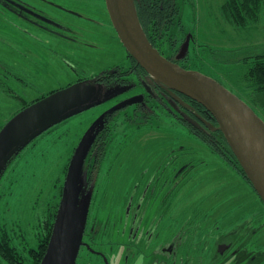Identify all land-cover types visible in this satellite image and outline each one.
Returning <instances> with one entry per match:
<instances>
[{
	"label": "rangeland",
	"instance_id": "obj_1",
	"mask_svg": "<svg viewBox=\"0 0 264 264\" xmlns=\"http://www.w3.org/2000/svg\"><path fill=\"white\" fill-rule=\"evenodd\" d=\"M31 1L44 8L50 7L47 12L67 24L72 32L67 33L70 34V39L60 34L42 33L34 27L24 26L22 19L0 9V75L9 68L13 74L22 77L13 79L11 74L9 84L13 90H0V127L11 119L15 112L20 111L25 103L57 91L54 89L65 86L78 77L91 76L121 63L127 57L126 47L112 25L106 0H51L62 8L73 11V14L59 10L60 13L40 0ZM224 2L225 0L185 2L183 23L188 29L195 31L197 39L192 56L196 57L197 53L208 55L214 64L205 62L200 68L213 74L237 95L240 94L264 120V106L249 96L248 90L244 88L247 83L241 81L242 75L249 67L248 62L254 59L246 60L242 57H253L264 51V5L259 22L248 28L238 29L222 18L220 7ZM79 16H83V19ZM33 31L34 36H31L29 33ZM63 35L66 34L63 32ZM210 48L224 50L223 63L216 62L209 56ZM193 65H197V62H193ZM130 93L116 94L115 90L102 89L99 97L101 104L88 107L59 123L52 131L44 133L35 144H28L21 156L11 162L0 180V239L9 236L19 252L27 256L31 246L39 245V236L44 235L42 228L52 227L55 222L50 213L56 216L58 211L68 172L67 165L78 141H82L87 133L90 134L97 118H101L100 116L117 101L116 98ZM171 122L173 121L170 120L161 130H137L130 133L128 140L115 145L113 151H119V148L127 143L111 167L113 205L119 204L120 193L136 175L151 165L152 158L157 153L161 151L164 154L178 147L176 150L193 149L198 155L205 153L207 164L213 167L206 172L213 179L208 187L204 185L201 189L198 187L183 190L180 194L182 205H179L176 211L207 193L214 195L209 203L217 205V209L212 210L211 219L204 224L206 227H215L221 221V225L227 227L233 225L238 218L252 217L256 211L264 209V202L257 192L241 177H237L204 141L182 126L167 128ZM85 147L76 169L64 238L65 246L81 232L91 205L92 191L84 186L88 166V144ZM223 183H228L229 186L219 187ZM242 186L245 189L240 194L242 198L228 199L227 193ZM240 202L242 206L237 209ZM202 204L205 205L206 201ZM123 238L124 236L121 239L118 237L117 240ZM252 243L254 247L264 246V228L256 234ZM106 252L109 257L108 259L106 256V261L97 254L89 255L87 260L92 264H114L115 261L122 264L116 260V255L108 246ZM225 264L233 263L228 261Z\"/></svg>",
	"mask_w": 264,
	"mask_h": 264
},
{
	"label": "flooded vegetation",
	"instance_id": "obj_2",
	"mask_svg": "<svg viewBox=\"0 0 264 264\" xmlns=\"http://www.w3.org/2000/svg\"><path fill=\"white\" fill-rule=\"evenodd\" d=\"M40 1L46 6H53L60 13L63 11L73 14V11L62 8L51 0ZM48 8L50 7H41L31 0H0L2 12L22 19L24 26L70 39V34L67 33L72 30L48 13ZM79 18L83 19V16ZM181 21L182 23L176 25L175 32L180 46L172 51L173 56L170 58L167 52L158 50L183 66L191 61L197 39L195 31L188 29L183 23V16ZM29 34L34 36V31ZM187 39L188 51L184 57L178 58ZM150 41L155 46L151 39ZM210 75L214 77L213 74ZM12 76L13 79H22L13 73ZM83 81L97 84L103 90H115L116 94L131 93L116 98L117 101L103 113L107 114L106 122L108 118L111 120L110 127L105 124L104 129L98 132L101 135L86 157L88 166L84 186L92 193L78 264H92L87 260L91 254L102 256L106 261L109 259L107 246L112 252L115 250L113 253L116 260L122 264H225L228 261L233 264L264 263V246L254 247L252 243L256 234L264 228V209L256 211L252 217L238 218L233 225L227 227L221 225L222 221L215 227H206L205 222L211 219L212 210L217 209V205L209 203L214 195L207 193L176 211L182 205L180 194L183 190L198 187L201 189L204 185H211L213 178L206 171L213 167L207 164L205 153L198 155L193 149L176 150L178 147L164 154L160 151L152 158L151 165L136 175L120 193L121 203L116 206L111 202V167L116 163L120 152L107 154L101 151L103 134L112 133L109 137L115 138L116 133L127 131L139 122H146L147 113L152 110H156L163 117L155 122L159 125L156 128H164L170 120L173 122L167 128L182 126L179 124L182 120L203 131L206 128L216 131L218 122L214 116L206 109L204 114L198 112L197 101L154 80L128 51L127 57L121 63L91 76L78 77L54 90ZM132 98L134 101L120 105ZM209 124L214 128L209 127ZM231 170L246 182L241 174ZM224 186L229 184L223 183L219 187ZM250 186L253 188V185ZM243 190V186L238 190L233 189L231 193H227L228 199L242 198L240 194ZM203 201H206L205 205H201ZM241 206L240 202L237 209ZM123 236V240H120ZM87 252L90 254L86 255Z\"/></svg>",
	"mask_w": 264,
	"mask_h": 264
},
{
	"label": "water",
	"instance_id": "obj_3",
	"mask_svg": "<svg viewBox=\"0 0 264 264\" xmlns=\"http://www.w3.org/2000/svg\"><path fill=\"white\" fill-rule=\"evenodd\" d=\"M111 21L127 51L157 82L202 104L216 121L253 188L264 202V120L254 108L218 79L189 69L164 56L144 30L136 0H106ZM189 48L187 39L178 58ZM102 88L90 81L72 84L31 103L13 115L0 129V178L19 151L40 133L88 107L102 102ZM137 98H135L136 100ZM129 99L120 105L132 102ZM214 128L212 124L208 125ZM88 133L71 159L62 199L48 249L41 264H77L84 230L65 246L66 225L78 161L88 144ZM89 211V210H88Z\"/></svg>",
	"mask_w": 264,
	"mask_h": 264
},
{
	"label": "trees",
	"instance_id": "obj_4",
	"mask_svg": "<svg viewBox=\"0 0 264 264\" xmlns=\"http://www.w3.org/2000/svg\"><path fill=\"white\" fill-rule=\"evenodd\" d=\"M186 1L187 0H137L136 1V6L138 9L140 21L142 23L144 30L146 31L148 38L154 42L155 46L159 50H161L162 52L164 51L167 52L170 58L173 56L172 51L174 49L176 50V48L180 46V41L176 39L177 35L175 34V32L177 30L176 25H178V23L179 24L182 23L181 18L183 16L182 15L183 7ZM263 5H264V0H225V2L221 4L220 14L225 21L230 22L236 28L238 29L248 28L260 21ZM195 45L197 46V41ZM209 51H210L209 56L214 58L216 62H221V63L224 62L225 59L224 50H222L221 48L215 50L210 48ZM250 58H254V59L248 62L249 67L247 68V71L242 75L241 81L247 83V85H245L244 88L245 90H248L249 96L255 99L259 104L264 106V51L257 53L253 57H249V56L242 57V59H246V60ZM191 59L192 60L189 61L186 65L183 64L185 68H189V69L194 68L206 74H209L200 68V66H203L205 62L209 63L210 65L213 63L211 60H209L208 55L197 53L196 57L191 56ZM193 62H197V65H193ZM10 74H12V72L10 71L9 68L8 69L6 68L5 72H3V75H0V90H13L11 88V85L9 84V80L12 78V76L11 77L9 76ZM239 96L241 95L239 94ZM41 98H37L31 102L25 103L22 108L30 105L34 101ZM101 103L102 102H99L95 105ZM205 109L206 108L202 104L197 102L198 112L204 114V112L206 111ZM18 112L19 111L15 112V114ZM100 117L101 118L98 117L95 123L92 125L91 132L88 136L89 138L88 149H87L88 152L94 148L97 139L101 135L98 132L104 129L105 127L104 125L106 124V126L110 127L111 120L108 118L106 122L107 114L106 115L103 114ZM161 118H163L162 114H158L156 110H152L149 113H147L146 119L148 120L146 122H139L137 125L133 126L131 129L127 131L116 133L117 135L115 136V138L109 137L110 135H112V133L103 134L102 139H104V141L101 144V151L106 152L107 154L110 152L111 153L120 152V150L123 147H125L127 143L123 144V146L119 148V151L117 149L113 151L117 143H122L124 140H128L130 133H133L137 130L145 129V128L155 129L156 127H159V125L155 124V122ZM64 120H62L61 122H63ZM59 123L51 126L49 129L40 133L35 139H33L30 145L35 144L36 140H38L44 133L52 131L53 128H55V126L58 125ZM179 124L184 126V128L188 132L193 134L195 137L204 141L209 146V148L212 150L213 153L217 154L223 159V161L228 167L241 174L243 178L246 180V182L252 185L246 173L244 172L243 168L241 167L237 157L235 156L231 146L227 142L223 132L220 129L213 131L210 128H206V130L203 131L200 130L199 128H196L192 124L187 125L186 122L182 120L179 121ZM1 128L2 126L0 127V129ZM108 129L109 128H107V130ZM157 129L161 130L163 128H157ZM80 139H82V137H80ZM80 142L81 140L78 141V144L73 151L72 157ZM22 151L20 150L19 153H17L15 157L12 158L11 162L14 159L20 157ZM11 162H9V165L11 164ZM70 163L71 160L67 165V171L69 169ZM9 165L7 166L9 167ZM62 194H63V190H62ZM50 214L51 217L54 216L56 220V216L53 215L52 212ZM54 224L52 227L48 226L42 228L44 229V235L39 236L40 240H38L39 245L37 247L35 246L30 247V249L28 250V256L22 255L23 252H19L18 247L13 243V240L9 236L0 239V261L2 262V264H41L49 246V242L53 233ZM88 254H90V252L86 253V255ZM77 264H78V260H77Z\"/></svg>",
	"mask_w": 264,
	"mask_h": 264
}]
</instances>
